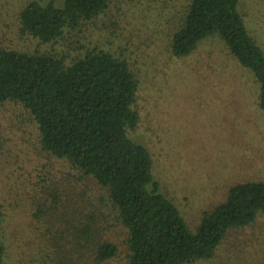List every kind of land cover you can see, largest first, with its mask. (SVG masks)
I'll list each match as a JSON object with an SVG mask.
<instances>
[{
	"label": "rangeland",
	"instance_id": "obj_1",
	"mask_svg": "<svg viewBox=\"0 0 264 264\" xmlns=\"http://www.w3.org/2000/svg\"><path fill=\"white\" fill-rule=\"evenodd\" d=\"M31 1L0 0V47L55 54L65 45L99 43L125 59L140 84L134 107L140 122L131 138L147 148L153 182L191 233L233 186L264 183V112L252 73L218 39L185 59L170 54L171 36L189 0H110L105 14L69 30L60 45L21 33L19 13ZM49 1L61 8L65 0H44ZM238 10L264 51V0H240ZM0 139L4 264H52L61 233L84 225L88 214L97 217L100 239L119 249L104 264H128L127 231L106 192L43 150L37 125L20 104L0 108ZM193 264H264V215L230 231L211 260Z\"/></svg>",
	"mask_w": 264,
	"mask_h": 264
},
{
	"label": "trees",
	"instance_id": "obj_2",
	"mask_svg": "<svg viewBox=\"0 0 264 264\" xmlns=\"http://www.w3.org/2000/svg\"><path fill=\"white\" fill-rule=\"evenodd\" d=\"M239 2L187 1L169 51L173 58L185 59L202 43L218 39L259 84L258 106L264 112V51L246 28ZM109 4L65 0L60 8L53 1L32 0L19 13L20 31L44 45H60L69 30L100 18ZM57 52L0 47V108L20 104L36 123L43 150L67 161L106 192L127 231L128 264L209 261L230 231L247 228L264 215V183H238L222 204L203 214L197 232L191 233L153 182L147 148L131 138L140 122L134 108L140 84L130 64L99 43L65 45ZM85 219L84 225L61 233L52 264H104L117 257L118 246L100 239L96 215ZM4 223L0 208V264L6 254Z\"/></svg>",
	"mask_w": 264,
	"mask_h": 264
}]
</instances>
